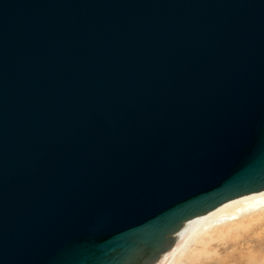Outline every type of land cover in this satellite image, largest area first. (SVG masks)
I'll use <instances>...</instances> for the list:
<instances>
[{"label":"water","instance_id":"1","mask_svg":"<svg viewBox=\"0 0 264 264\" xmlns=\"http://www.w3.org/2000/svg\"><path fill=\"white\" fill-rule=\"evenodd\" d=\"M264 191V0H0V264H155Z\"/></svg>","mask_w":264,"mask_h":264},{"label":"rangeland","instance_id":"2","mask_svg":"<svg viewBox=\"0 0 264 264\" xmlns=\"http://www.w3.org/2000/svg\"><path fill=\"white\" fill-rule=\"evenodd\" d=\"M242 214V219L231 222L235 225L227 238L218 236L221 226L204 228L195 236L189 232L177 246L178 257H168L159 264H264V222L258 219L264 209Z\"/></svg>","mask_w":264,"mask_h":264},{"label":"bare ground","instance_id":"3","mask_svg":"<svg viewBox=\"0 0 264 264\" xmlns=\"http://www.w3.org/2000/svg\"><path fill=\"white\" fill-rule=\"evenodd\" d=\"M250 209H264V191L229 201L219 206L215 210L207 213L206 215L188 221L180 230V232L175 236L177 240L174 247L169 252L162 255L160 260L155 264L161 263L168 257L172 258L178 255L177 246L179 245L181 239L189 232L190 235L195 236L198 231H201L204 228H214L216 226H221V230L218 236L222 240L224 238H227V236H229L228 231H230V227L235 225L231 222L242 219L244 217V214H242V212H247ZM258 219L259 221L264 222V215H262L261 218ZM177 257L178 256H176V258Z\"/></svg>","mask_w":264,"mask_h":264}]
</instances>
